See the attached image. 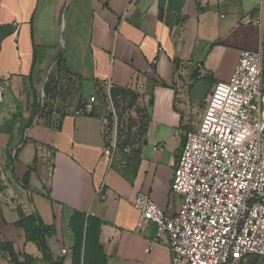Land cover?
<instances>
[{"label":"crops","instance_id":"crops-1","mask_svg":"<svg viewBox=\"0 0 264 264\" xmlns=\"http://www.w3.org/2000/svg\"><path fill=\"white\" fill-rule=\"evenodd\" d=\"M241 50L264 55V0H0V112L25 110L11 135L0 129V242L31 264H71L69 219L83 212L120 232L103 245L108 264H170L155 224L137 227L133 198L143 192L177 212L182 198L170 186L184 133ZM105 82L120 129L110 126ZM90 95L94 111L76 115ZM38 107L55 111L29 123ZM37 144L49 146L51 165L37 160ZM20 214L52 228L49 261L14 226Z\"/></svg>","mask_w":264,"mask_h":264},{"label":"built area","instance_id":"built-area-1","mask_svg":"<svg viewBox=\"0 0 264 264\" xmlns=\"http://www.w3.org/2000/svg\"><path fill=\"white\" fill-rule=\"evenodd\" d=\"M263 71L261 50H241L229 79L215 84L199 125L184 133L170 186L182 198L174 215H167L146 193L133 198L137 227L155 224L157 239L171 252L170 264H240L248 256L264 261ZM111 88L105 82L107 96ZM138 89L143 90L142 83ZM97 100L86 97L75 114L93 112ZM115 149L113 138L103 150L108 164ZM36 158L51 165L49 146L37 144Z\"/></svg>","mask_w":264,"mask_h":264},{"label":"trees","instance_id":"trees-1","mask_svg":"<svg viewBox=\"0 0 264 264\" xmlns=\"http://www.w3.org/2000/svg\"><path fill=\"white\" fill-rule=\"evenodd\" d=\"M12 128L13 124H10L9 135H11ZM14 226L21 228L24 232L25 241L35 242L49 261L45 239L47 235L51 234L52 228L44 226L34 215L25 216L23 214H20V218L14 222ZM69 227L73 236L71 264H108L103 245L114 243L119 238L120 232L118 229L104 223L95 216L83 212H74L71 215ZM4 247L12 264L32 263V260L26 254L15 253L11 244H4ZM249 257L258 259L257 256H248L245 259ZM245 259H242L241 262Z\"/></svg>","mask_w":264,"mask_h":264},{"label":"rangeland","instance_id":"rangeland-1","mask_svg":"<svg viewBox=\"0 0 264 264\" xmlns=\"http://www.w3.org/2000/svg\"><path fill=\"white\" fill-rule=\"evenodd\" d=\"M58 83H59V79L58 80L55 79L54 82H53L52 87H54ZM52 87H50V88H52ZM37 96H38V98L40 100H42V99L44 100L45 99L46 94L45 93L43 94V89L42 88L38 91ZM105 99H106V103L108 105V110H109V112L112 113L111 116H113V118H114V119L110 118V121H111L110 126L112 128L120 129V124H119V121L117 119L118 117H117L116 114L114 115V113H115L114 111H116V110H114L113 107H112V101L109 99V96H106ZM53 111H55V110L45 109L44 107L43 108L42 107H38L37 109H33L32 110V117H29L28 122L29 123H31V122H35V123L45 122L46 120H48L50 118V116L52 115ZM23 112H25V110L22 109V108H15L14 110L5 111V113L4 112H0V129L8 128L9 124H11L12 121H14L13 122L14 123L13 124V129H14L15 128V122L17 120H19L18 117L22 116ZM19 124L20 125H17L16 127L22 133L23 129L26 126L27 123H19ZM118 131H117V133H118ZM0 264H12V262L10 261L8 252H7V250L4 247V243H2V242H0ZM241 264H261V262H259V260L257 258H255V257H249V258L243 260L241 262Z\"/></svg>","mask_w":264,"mask_h":264}]
</instances>
